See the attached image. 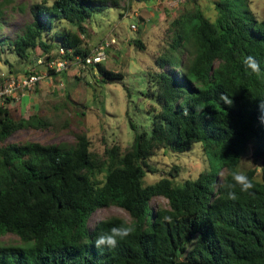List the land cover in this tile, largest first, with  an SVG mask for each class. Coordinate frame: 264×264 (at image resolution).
I'll list each match as a JSON object with an SVG mask.
<instances>
[{"label":"trees","instance_id":"1","mask_svg":"<svg viewBox=\"0 0 264 264\" xmlns=\"http://www.w3.org/2000/svg\"><path fill=\"white\" fill-rule=\"evenodd\" d=\"M112 7L120 2L43 0L30 7L32 23L10 45L26 61L37 48L41 57L56 59L60 49L68 61L86 57L92 50L84 41L86 24ZM215 10V21L195 7L172 23L170 48L157 60L161 72L151 81L157 105L151 131L136 133L125 151L113 146L97 154L85 134L76 136L74 147L7 144L19 131L55 123L38 113L15 119L9 109L15 98L0 106V236L20 240L0 245V264H264V124L258 119L264 78L247 75L241 64L251 55L264 70V19L250 10L235 13L227 0ZM135 46L144 49L139 40ZM91 69L101 83L124 79L103 63ZM49 76L63 79L66 71ZM222 94L233 100L231 106L220 100ZM197 143L220 160L224 178L221 171H204L183 183L170 177L146 183L156 172L150 161L158 151L183 154ZM251 145L262 163L260 172H245L254 195L228 200L221 185ZM161 198L166 207L156 203ZM114 206L131 221L111 217L89 227L95 213ZM166 215L172 223L163 220ZM122 221L134 224V233L115 248L97 249L96 237Z\"/></svg>","mask_w":264,"mask_h":264},{"label":"rangeland","instance_id":"2","mask_svg":"<svg viewBox=\"0 0 264 264\" xmlns=\"http://www.w3.org/2000/svg\"><path fill=\"white\" fill-rule=\"evenodd\" d=\"M42 1L0 0V43L4 52L3 61L0 62L1 76L5 75L9 79L23 76L42 56L41 49L37 48L32 53L31 61L20 59L10 45L32 23L30 7ZM118 1L120 7L106 8L86 24L88 32L84 41L91 50L106 39L116 38L118 43L109 50L108 59L103 65L108 70L121 73L124 79L101 83L102 79L95 69L70 65L65 78H48L35 90L25 94L22 100L24 105L20 102V93L9 106L15 119L38 113L52 119L55 126L44 130L19 131L7 144L40 142L44 145L74 147L76 136L85 134L91 142L92 151L97 154H103L113 146L127 150L136 133L151 131L157 110L151 81L153 75L161 72L157 60L170 48L172 23L195 7L201 8L211 21H215V4L224 0H160L153 5L131 0ZM227 1L239 15L250 10L259 20L264 19V0ZM137 40L144 49L135 46ZM150 165L156 172L147 175V184L156 183L163 177L183 183L196 179L204 171H221L220 160L205 152L198 143L183 154L158 151ZM251 168L259 172L262 168L261 160L253 156V145L249 147L238 169L246 172ZM221 172L226 175L225 171ZM156 203L162 207L168 204L162 198L157 199ZM111 217L131 221L126 211L114 206L95 213L89 227L94 228L99 222ZM18 243L20 240L16 235L0 236V245Z\"/></svg>","mask_w":264,"mask_h":264},{"label":"built area","instance_id":"3","mask_svg":"<svg viewBox=\"0 0 264 264\" xmlns=\"http://www.w3.org/2000/svg\"><path fill=\"white\" fill-rule=\"evenodd\" d=\"M132 27L136 29L135 25ZM117 43V39L114 37L104 40L96 45L88 56L75 57L74 61L61 58L60 56H65L66 53L64 49H60L58 51L59 57L56 59L53 58V55L38 58L28 74L10 79L2 75V80L0 81V102L4 104L6 100L16 98L19 93H27V91L34 90L46 79H50L49 72L59 74L66 71L72 64L84 69L88 67L95 68L98 64L107 61L109 50Z\"/></svg>","mask_w":264,"mask_h":264},{"label":"clouds","instance_id":"4","mask_svg":"<svg viewBox=\"0 0 264 264\" xmlns=\"http://www.w3.org/2000/svg\"><path fill=\"white\" fill-rule=\"evenodd\" d=\"M241 64L247 75L255 76L258 79L264 78V70H262L260 62L254 56H243L241 58ZM220 100L229 106L233 104V100L224 94L220 96ZM258 108L260 111V116L258 119L262 124H264V100L261 101V103L258 105ZM184 114L187 115V112ZM219 175L221 178H223L225 173L220 172ZM228 177H230V179H225L221 185L228 200L236 201L239 199L241 194H247L250 196L254 195V192L251 190L254 189L255 185L252 179H250L243 170H231L228 173ZM172 219L173 218L170 215L163 217V220L167 223H172ZM134 231V224L128 221H122L119 226L112 227L109 232L99 234L94 241V246L97 249L104 247L109 249L115 248L118 246L120 241L132 235Z\"/></svg>","mask_w":264,"mask_h":264},{"label":"water","instance_id":"5","mask_svg":"<svg viewBox=\"0 0 264 264\" xmlns=\"http://www.w3.org/2000/svg\"><path fill=\"white\" fill-rule=\"evenodd\" d=\"M263 165H264V162H263Z\"/></svg>","mask_w":264,"mask_h":264}]
</instances>
